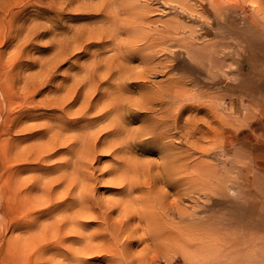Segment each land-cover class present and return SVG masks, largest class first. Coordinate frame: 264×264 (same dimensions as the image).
Returning a JSON list of instances; mask_svg holds the SVG:
<instances>
[{"label":"rangeland","instance_id":"rangeland-1","mask_svg":"<svg viewBox=\"0 0 264 264\" xmlns=\"http://www.w3.org/2000/svg\"><path fill=\"white\" fill-rule=\"evenodd\" d=\"M106 1L109 0H0V264H109L104 254H84L89 251L86 244H64L59 240L54 248L50 246L54 244L50 237L56 234H46L47 227L65 214L62 209L68 206L51 214L33 209V219H27L25 213L41 196L36 177H56L61 173L55 168L60 163L72 171L71 165L77 159L74 153L88 134L98 136V148L91 146L87 157L94 169L85 171L100 176L96 167L104 169L112 164L105 153L106 122L99 119L105 115V92L136 81L140 84L135 87L134 96L142 98V102L134 107L127 101L123 114H141L128 126L132 141H151L137 146L135 161L155 173L170 174L166 191L171 198L181 188V183L180 188L176 187L179 165L188 166L186 208L189 215H195L183 239L188 255H194L195 261L188 259L186 264H197L207 256L211 258L199 263L213 264L219 259L220 264H264V0H231L235 5L233 13L224 17L214 11L215 6L208 0L181 4L180 0H121L117 10H126L120 12L121 18L129 12L146 17L152 25H160L175 22L178 15L177 20L187 26L185 31L195 29L204 35L205 45L216 46L218 54L213 51L212 63L196 60L180 49L173 70L159 55L146 65L147 53L140 57L124 52L126 35L117 34L113 28L109 16L115 14L105 8ZM121 52L125 57L120 60L117 55ZM150 71L157 76L137 78ZM87 75L90 87L86 81L80 83V78ZM178 79L186 83L188 100L174 104L169 94L165 98L158 96L165 90H177ZM26 92L33 97L30 104L18 100ZM231 97L236 109L242 107L244 100L252 105V111L247 120L237 113L233 115V120L238 117L234 124L239 133L237 144L221 154L217 149L226 143L222 128L229 119ZM60 98L64 103H59ZM145 104H154L156 116L142 120L144 113L151 115L150 110L144 109ZM178 105L185 109L184 119L191 121V132L195 120L205 125L187 137L184 146L178 139L155 145L160 130L143 136L146 127L157 130L167 107L171 111ZM48 141L50 146L53 141V147L63 148V153L38 165L33 162L35 146ZM102 179L107 181L112 176ZM108 187L98 183L97 195L116 198ZM207 193L209 196H205ZM17 198L22 200L16 211L12 207L18 203ZM212 224L215 231H210ZM99 229L97 223L85 226L82 238L96 237L98 234L92 233ZM40 239L52 242L42 248ZM201 243L208 246L205 248L213 247L209 251L198 249L196 246ZM137 247L136 251H140L144 245ZM75 248H79L77 261ZM173 253L175 259H182L181 254ZM213 257L217 260L212 262ZM177 264H183L182 260Z\"/></svg>","mask_w":264,"mask_h":264},{"label":"bare ground","instance_id":"bare-ground-1","mask_svg":"<svg viewBox=\"0 0 264 264\" xmlns=\"http://www.w3.org/2000/svg\"><path fill=\"white\" fill-rule=\"evenodd\" d=\"M189 1L190 0H180L178 3L181 4V2ZM128 2L132 4V2ZM208 2L211 6H215L213 7L215 10H213L218 15H222L221 17L226 16L227 13H233V9L235 8L231 0H208ZM126 3L127 2H123L124 5ZM103 4H105V8L108 11L111 9V13L115 14L107 15H110L109 19H111L110 22H113L111 24L115 31H117L116 33L126 35L127 39L125 43H123L124 52L128 54V56L130 54H137L140 57H143V53H147L146 65L148 64L147 61H152L159 55L158 58L162 61L165 60L169 62L170 65L168 67L173 70L176 68L175 61L182 52L181 50L185 51L188 55H192L196 60L202 61L205 59L210 63L213 61L211 57L213 51L217 53L214 44L205 45L203 34L197 33L196 30L192 28L185 31L187 26L177 20L178 15H176L175 22L152 25L146 17H137L135 14L129 12L126 13V18H121L123 15H121L120 12L126 11L117 10V6L121 4V0H109ZM216 7L221 10L218 11ZM110 37H112L113 40L117 39L115 36ZM189 39H191V41H189ZM206 51H208L209 54ZM124 52L119 53L117 58L120 60L123 59L125 57ZM105 76H108V73H105ZM149 76L157 75L150 71L147 75L137 78L145 79ZM89 77L90 75L88 77L85 76V78H80V83L85 84L86 81L90 87ZM91 78H93V75ZM175 83L177 90L169 92L165 90L158 96L165 98L169 94L174 104H180L179 101H186L189 99L186 83L181 79L176 80ZM139 84L138 81L130 84L126 83L124 86H117L115 90L105 92V105L103 108V110H105V115L99 117V119H105L106 122L105 153L109 154L112 164L104 169H98L96 167V169L102 173L100 176L97 175L96 172L89 174L85 171V169L89 171L90 169H94V165L87 157L89 156L91 146L94 149L98 148V136L95 134L92 136L88 134L86 138H83L84 141L80 149L76 151V154L74 153V158L77 157V159L71 165L72 171H67L60 163L55 167L58 171H61L56 177H36L37 183L41 187L40 191L38 190L41 192V196L37 203L33 201L31 204L32 208L29 209L25 215L27 219H33V209H37L41 212L46 211L48 214H51V212H55V210L62 206H68V208L62 209L65 214L60 215L57 218L58 220L54 219L51 225L47 227L46 234H56L54 237H50L54 239V244L50 245L53 246L52 248H54L56 242L59 240L60 243L63 242L64 244L67 242L70 244H86L89 247V251H86L84 254H104L103 258L109 264H177L181 260L183 264H186L188 263V259L193 258L194 260L195 257L192 255L193 257L191 258V256L188 255L186 239H183V235L191 222L190 219L192 217L194 218L195 215V213L189 215L186 208V202L189 200L186 189V169L188 166L186 167L184 163L179 165L176 172L179 176L176 181V187L180 188L181 183L182 189L180 188L177 194H175L176 197L171 198L169 192L166 191V188H169L167 180L171 178L170 174H164L158 171L155 173L149 167H143V163L142 166H140L135 161L137 158L135 159L133 155L137 153L134 151L137 150V146L151 141L150 139L142 140L140 143H137L136 140L132 141L130 139L131 133L128 126L136 122L137 116L141 114L137 113L134 116L132 112L128 114L129 116L123 114L127 101L134 103V107H138V103L142 102V98L134 96L135 87L139 86ZM77 85H79L78 81ZM27 94L28 92L22 95V99H18L20 103L30 104L33 102V97ZM197 95L201 97L203 94L199 92ZM9 100L13 101L14 98L10 96ZM60 101L61 98L59 99V103H64ZM234 101L235 100L231 97V102L229 103L231 107L228 108L229 119L227 120V124L222 128L226 135V143L222 147L218 146L217 152L221 154H225L232 150L237 144L239 133L238 129L234 127V124H236V119L238 117L233 120V115L237 113L240 118L244 117V119L247 120L252 111V105L249 102L243 100L242 107L236 109ZM170 108L171 107H167L165 112L162 113V118L160 119L162 123L157 125V130L146 127L143 129V136H148L151 133L155 134L160 130L157 137H155V145H163L162 142L164 140L178 139L181 146H184L186 138L191 134L195 135L205 125H201V120L197 119L195 120L196 122L194 121L192 124L193 130L191 132V127L189 126V122L191 121H189V119H184L185 109L183 106L178 105L177 108L169 111ZM144 109L150 110L151 115L147 112L144 113L142 120L154 117V114L157 112L154 104H145ZM197 111L199 113L203 112L201 110ZM52 130L54 131V129ZM54 132L58 133L59 131ZM43 138L44 137L41 139ZM52 142L53 141H51V146L49 141L47 143H42L43 145L35 146L37 150L34 153L35 159L33 162H37L38 165H41L52 157L63 153V148H59V146L53 147ZM58 142L61 141L58 140ZM257 144L259 145V143ZM71 151H73V148H71ZM65 154L63 156H65ZM63 156H61V158ZM18 158L16 159L18 160ZM64 160L69 162V159ZM96 160L98 162L100 161L98 157ZM45 174L48 175L47 170ZM107 175H111L112 179L103 181L102 178ZM212 176L215 175L212 174ZM98 183L109 185L110 187L107 188L108 191L115 193L117 197L104 199L99 194L97 195L96 186ZM21 186H18L19 189H22ZM35 187L37 188V186ZM25 188L27 191L28 188L26 186L24 189ZM214 188L215 187H213V189L211 188L213 194H215ZM46 190L49 193L47 195H45ZM135 192H138L140 195L135 196ZM207 194L208 195L205 196H209V193ZM14 198L13 200H15ZM22 198H24V196ZM211 199L213 200L212 197ZM20 200L22 199L17 198L16 202L18 201V203L15 202L17 206L12 203V208L16 209ZM34 203L36 204L34 205ZM21 205L22 204H20V206ZM23 205L25 207L27 201ZM12 213H14V211ZM92 223H97L98 226H100L99 230L101 232L92 233L98 234L96 237H89V239L82 238V234H85L83 232L84 227ZM212 226L210 231H215V224H212ZM72 234L78 237L72 238ZM64 235L70 236L64 238ZM49 241L52 242V240ZM39 242L42 248L47 243L41 241V239ZM94 242L97 243L94 244ZM203 244L201 246H199V244L196 247L202 250L207 249L208 251L209 248L213 247L205 248L208 246ZM140 245H144L143 249L141 248L142 250L136 251L138 248L137 246ZM78 251L79 248L73 250L74 254H77L76 261L78 258ZM173 252H176V255L178 253L181 254L182 259H175L172 255ZM196 258L199 259L198 257ZM207 258H209V256H207ZM207 258L203 261L198 260L197 264H200L199 262H205ZM216 260L217 258H212V262ZM218 260L213 264H220V260Z\"/></svg>","mask_w":264,"mask_h":264}]
</instances>
